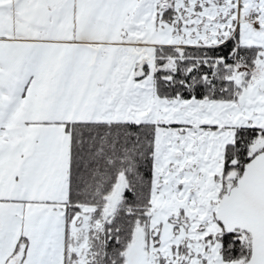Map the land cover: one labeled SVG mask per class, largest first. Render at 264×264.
<instances>
[{
    "label": "snow or ice",
    "instance_id": "6c2138e0",
    "mask_svg": "<svg viewBox=\"0 0 264 264\" xmlns=\"http://www.w3.org/2000/svg\"><path fill=\"white\" fill-rule=\"evenodd\" d=\"M0 264H264V0H0Z\"/></svg>",
    "mask_w": 264,
    "mask_h": 264
}]
</instances>
